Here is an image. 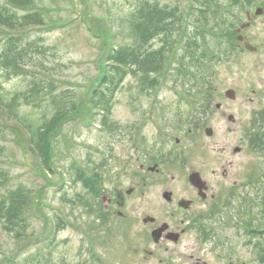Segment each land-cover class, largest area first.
<instances>
[{"label": "rangeland", "instance_id": "1", "mask_svg": "<svg viewBox=\"0 0 264 264\" xmlns=\"http://www.w3.org/2000/svg\"><path fill=\"white\" fill-rule=\"evenodd\" d=\"M133 1L73 0L75 2L73 6L67 0H35L37 8L47 7L53 10L50 13V19L46 20L47 22L61 20L68 24L56 30H51L50 27L32 29L23 36L31 35L32 39L41 38L44 40L43 53L46 54L44 56L33 55L34 62L38 64V67L44 66L47 70L53 71L51 75L56 79L59 91H68L71 97H75L80 110H78L79 113L77 111V115L74 114V117L63 122L58 126L57 131L52 133V168L56 171L53 177L45 171L36 156L28 152L24 145L16 142L12 134L6 135V138L0 141V145L5 148V155L0 158V166L9 171L11 187L16 188L22 184L32 189L35 194L31 211L27 213L28 238L18 241L0 230V264H29L30 257L40 247L46 245L45 241L49 238L50 231L53 230L55 216L66 222L67 229L57 235L52 245L51 249L57 248L53 251L51 264H76L83 259L79 258L80 245L93 228L91 226L93 218L85 203L79 202L84 198L90 199V196H86L87 188L79 181L74 184L70 181L72 164L75 168L78 167L87 179L90 178L91 172L102 164L107 165L109 169H118L129 164L127 172L133 174L137 170L135 161L138 156L136 151L138 138L146 136L150 140L157 129L167 128V126L173 128L174 125L176 127L172 134L176 138H181L182 134L177 124L179 115L188 112L186 119L190 126L189 121L193 123L190 107L195 102L199 107L200 105L205 107L210 100V110L207 111L205 121L207 127L214 131V136L211 139L207 138L203 130L193 138L191 157L194 164L197 167L205 165L208 179L220 182V185L225 186L226 190H229L230 187L231 190H234L232 184H235L236 214L240 196L248 194L252 199H255L257 192L258 194L260 191L264 192L261 184L255 180H253V185L248 187L249 181L254 176L257 179L262 178L264 152L252 151L245 138V131L252 117L264 107V12L260 16H254L257 9L264 10V3L261 5L262 1L258 0L260 4L252 3L251 6H248L247 1L249 0H242L245 2V7L242 8V5H236L234 0H218L219 5L227 4L229 6H227L228 11H231L230 7L234 8L236 13L233 21L237 27L246 22L247 12L254 16L251 26L242 31V36L249 44L257 48L256 53L245 51L243 47L238 48L237 44L234 45L235 48L231 49L227 58L218 62L213 61L211 64L213 69L209 73L210 81L207 82L205 79L206 82L199 81L195 85L176 75V66L179 63L176 57H169L170 66L165 65L164 70L151 74L147 78L130 74L115 93L111 115L106 122L110 125V129H98L96 126L100 124L101 118L95 115L96 111L93 108H90L89 101L95 89L93 87L96 85L95 80L101 75L98 58L104 54V49L102 38L91 34L83 24V12L88 10L89 14L105 18L104 27L112 30L109 29V32L117 34L118 31L120 33L123 31V36L115 35L116 44L121 47L128 46L131 45V41L129 37L126 39L129 28L125 22L133 10ZM152 1H158L163 6H179L184 20L181 27L193 29L192 22L196 18L197 12L193 9L196 7L194 0ZM71 20L74 21L69 22ZM203 31L209 33L207 36L210 39L208 43L211 44V47H214L213 41L216 43L219 40L226 43V46L229 43L227 37L220 35L219 31L215 29L214 24H210V28L207 29L203 27ZM182 35L183 32L180 31L174 33L176 43L179 41L177 51L180 53L184 52L185 46V39H182ZM218 35L220 36L218 37ZM161 47L162 43L159 39L152 44L154 49ZM27 80L23 77L11 79L5 85V89L8 93L22 91L28 84ZM153 80L158 83L157 89L154 90L156 97L153 96V91L150 92L149 85L142 84V81L149 83ZM202 82L208 85L199 89ZM229 90L236 93L235 101H230L225 97ZM184 98H188L187 101ZM218 105L222 106L220 113L216 112ZM159 107L166 109L167 121H161L158 118ZM32 111L31 107L22 106L20 108L21 115ZM229 116L235 118V124L228 122ZM11 124L14 125V122ZM234 149H241V152L234 154ZM223 150H226L225 154ZM231 164L233 167L229 168ZM223 169L230 173L229 179L224 184L220 178L217 180L211 176V171H216L220 175ZM187 174L188 172L185 171L184 176ZM167 176L165 177L166 181H170V176ZM174 176L180 179L172 185V188L179 192L182 190L184 177L180 172L174 173ZM127 178L129 180L127 179L125 183L129 187L132 185L131 177ZM166 188H171V186L161 184L157 188H147L144 190V196L134 197L129 203V215H135L139 219L142 216H154L160 221H166L161 214L164 202L161 194ZM262 192L260 195L263 194ZM67 201L72 202L68 203ZM248 215L251 216L246 220L245 218L236 220V231H233L232 228L222 231L218 228L219 222L210 221L214 230L221 232L219 235L223 237L225 244L233 245L232 260L222 258L223 254L220 250L215 249L212 241L207 244L201 242L195 233L186 235L180 247L175 249L174 254L169 258L166 257L167 255L162 256L160 260L164 261L163 264H166L167 261L178 264L181 261L189 262L190 256H195L206 264H263L264 255L261 256V253L255 252L254 249L253 244L256 241L252 240L253 244L251 245L248 243L251 237L248 236L249 233L245 228L248 230L252 228L245 227V224L248 222L247 220L252 221L254 228L264 231V213L262 209L253 206V213ZM221 222L224 221L221 220ZM141 225L140 222L135 230L141 228ZM89 227H91L90 230ZM95 231L102 233V230H96V228ZM259 238L264 243V232ZM145 239L147 240V238ZM118 241L120 242L121 239ZM136 243H130L129 248L136 247L139 244ZM116 244L117 241L113 240L111 246L105 242V245L99 247V243L93 242L97 250L96 255L101 256L104 262L110 259L113 264H161L158 261L143 263L139 258L133 260L130 254H123L124 258L121 261L115 253L118 250ZM219 255H221L220 259Z\"/></svg>", "mask_w": 264, "mask_h": 264}, {"label": "trees", "instance_id": "2", "mask_svg": "<svg viewBox=\"0 0 264 264\" xmlns=\"http://www.w3.org/2000/svg\"><path fill=\"white\" fill-rule=\"evenodd\" d=\"M67 1H70L74 6L73 0ZM234 1L236 5L241 4L242 8L245 7V2L242 0ZM260 1H262V5L264 0ZM247 3L248 6H251L252 3L260 4L258 0H249ZM133 5V10L125 22L129 28L126 39L130 38L131 45L123 47L116 44L115 36L113 37L115 34L109 32V28L104 27L100 16L91 17L88 11L83 12V24L91 34L102 38L104 49V54L98 58L101 75L95 80L96 85L93 86L95 89L89 101L90 108L93 110L110 114L113 99L112 101L105 99L106 94H111L112 98L130 74L147 78L151 74L164 70L165 65H170L169 57H176L179 62L176 66V75L179 78L183 77L193 85L199 81L204 82L205 79L209 82L213 61L218 62L227 58L231 49L233 50L234 45L238 43L235 34L236 24L233 21L236 12L232 7L229 12L228 5H219L218 0H195L198 13L195 14L196 18L193 21L205 29L210 28V24H214L215 29L226 36L229 43L226 46V43L219 40L216 43L213 41L214 47H211V44L208 43L210 39L207 34L209 33L200 30L188 36L183 53L177 51L179 41L176 43L174 39V33L177 31L183 32L182 37L185 34L184 26L181 27L184 20L179 6H163L158 1L152 0H136L133 1ZM52 12L51 8H37L35 0L0 1V141L5 139L6 135L12 134L16 142L24 145L28 152L36 156L45 171L53 177L56 171L52 168V133L53 131L55 133L63 122L77 115L80 109L75 97H71L68 91H59L57 81L51 75L53 71L47 70L44 66L38 67V64L34 62L33 55L44 56L46 54L43 53L44 40L41 38L32 39L31 35H21L36 28L50 27L52 30L67 24L61 20L47 22L46 20L50 19ZM230 26L233 27L232 30H229ZM157 39L162 43L160 49L152 48L153 42ZM114 46L117 47L116 51ZM18 77L28 79L27 86L22 91L8 93L5 85L11 79ZM203 82L199 88L208 85ZM142 84L149 85L150 88L158 85L154 80L149 83L142 81ZM209 101L207 107L210 105ZM22 106L31 107L33 111L21 115L20 108ZM203 110L202 106L195 109L193 121L197 124L201 121ZM107 121L108 119H104L103 125L110 128ZM12 122H16L22 128H17L11 124ZM245 132L248 147L252 151L263 153L264 107L254 114ZM4 155L5 148L0 145V158H3ZM70 170L74 181L81 178V170L75 168L74 164ZM255 177L249 181L248 187H251L255 180L264 189V172H262V178ZM81 180L84 183L87 178H81ZM259 181L262 182L259 183ZM260 193L257 192L255 199H252L248 194L240 196L237 214L234 195L224 205L229 211L226 212L223 209V213V210L218 207L216 213H223L224 219L228 220L224 225H231L230 227L236 229V219L245 218L246 220L251 216L248 214L253 213V206L262 209L264 213V192L262 195ZM34 195L32 189L22 184L12 188L9 171L0 166V230L11 235L15 240L28 238L27 213L31 211ZM67 202L71 203V201ZM206 220L208 219L203 218L193 225V230L199 240L206 244L212 241L215 249L220 250L225 258H231L234 253L233 245L225 244V240L223 241V237L219 235L221 232H216L207 223L209 220L205 222ZM56 223L58 232L65 230V225L59 218ZM255 248L257 253L263 252L264 249L262 243L256 244Z\"/></svg>", "mask_w": 264, "mask_h": 264}, {"label": "flooded vegetation", "instance_id": "3", "mask_svg": "<svg viewBox=\"0 0 264 264\" xmlns=\"http://www.w3.org/2000/svg\"><path fill=\"white\" fill-rule=\"evenodd\" d=\"M152 90L153 88H150V92ZM221 109L216 106V112L220 113ZM158 113V118L161 121H167V111L164 107H159ZM183 116L185 119L186 112ZM184 119L179 120L178 129L182 134L181 138H176L172 134L176 125L173 128L167 126V128L157 129L150 140L146 136L138 138L136 142L138 156L135 161L137 170L133 174L127 172L129 164L118 169H109L107 165L102 164L91 172L89 213L93 218V228L80 245L79 258L83 259L76 264H113L110 259L104 262L101 256H97L96 246L93 245V242H96L100 247L107 242L111 246L113 240L117 241L118 250L115 253L121 261L124 258L123 254H130L133 260L139 258L143 263L158 261L163 264L164 261L160 258L165 255L169 258L175 253V249L180 247L183 238L193 233L192 223L199 221L204 216L215 215L218 205L220 208H225L226 199H231L232 195L236 194L235 184H232L234 190H231V187L226 190L225 186L220 185V182L208 179L205 165L197 167L194 164L191 157L194 145L192 140L206 127L196 125L192 129ZM235 152L236 149H234ZM223 153L225 154L226 150H223ZM232 167V164L229 165V168ZM185 171L188 174L184 176ZM176 172L182 173L184 177L182 190L179 192L172 188V185L180 179L174 176ZM167 175L170 176V181H166ZM193 175H197L199 187L191 184L190 179ZM211 176L217 180L220 178L224 184L229 179L230 173L223 169L220 175L216 171H211ZM127 177H131L132 185L129 187L125 183ZM161 184L171 186V188L163 190L161 194L164 201L161 214L166 221H160L154 216H142L141 219L135 215H133L134 217L130 216L128 209L130 201L134 197L144 196L145 189L157 188ZM140 222L141 228L135 230ZM95 228L102 230V233H97ZM160 228H165L160 239H153L154 232ZM136 242L139 243L136 247L129 248L130 243L135 244ZM220 258L221 256H219ZM165 263L173 264L168 261ZM178 264L206 263L195 256H190L189 262L181 261Z\"/></svg>", "mask_w": 264, "mask_h": 264}, {"label": "water", "instance_id": "4", "mask_svg": "<svg viewBox=\"0 0 264 264\" xmlns=\"http://www.w3.org/2000/svg\"><path fill=\"white\" fill-rule=\"evenodd\" d=\"M262 13H263L262 10H258V11L256 12V16H259V15H261ZM248 19H249V21H251L250 14H248ZM249 26H250V24H244V25H242V26H241V29H239V30L237 31V34L241 33L242 30L247 29ZM238 40H239V42H243V41H244L243 37H239ZM244 47H245V49H246L247 51H249V52H251V53L256 52V49H255L254 47H252V46H251L250 44H248V43H246V44L244 45ZM226 97H227L228 99L232 100V101H235V100H236V94H235L233 91H228V92L226 93ZM229 120H230V121H234V118H233V117H230ZM206 134H207V136L211 137L212 134H213V132H212V130H207V131H206ZM240 151H241L240 149H236V154H237V153H240ZM190 181H191V183H192L195 187H199V181L197 180V175L192 176L191 179H190ZM164 231H165V229H161V230L155 232V233L153 234L154 239H155V240H158V239L160 238L161 234H162Z\"/></svg>", "mask_w": 264, "mask_h": 264}]
</instances>
